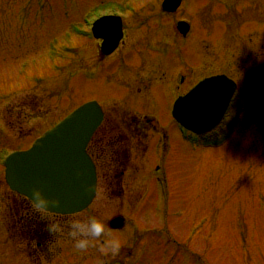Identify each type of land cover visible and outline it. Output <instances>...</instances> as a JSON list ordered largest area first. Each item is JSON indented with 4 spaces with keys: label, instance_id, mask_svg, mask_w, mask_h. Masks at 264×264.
<instances>
[{
    "label": "rangeland",
    "instance_id": "1",
    "mask_svg": "<svg viewBox=\"0 0 264 264\" xmlns=\"http://www.w3.org/2000/svg\"><path fill=\"white\" fill-rule=\"evenodd\" d=\"M63 1L0 0V158L29 146L85 100H99L107 117L124 116L122 97L119 91L108 94L107 82L134 72L150 86L145 65L151 61L158 64L162 84L170 82L172 97L203 76L222 72L239 83V90L213 131L218 139L225 138L216 149L181 138L170 117L172 97L160 94L158 122L166 132L173 126L169 145L158 156L162 181L152 177L158 131L151 130L145 151L137 158L135 154L139 169L124 176L125 186L101 181L86 209L50 213L52 226L59 228L51 227L48 238L31 240L15 222L12 214L28 204L8 186L0 161V264H264V0H184L174 14L164 13L161 0H68L70 18L64 15ZM96 10L121 14L126 29L122 46L104 59L99 40L75 35L68 24L83 15L94 18ZM238 16L243 23L236 38L221 36L226 29L220 23L231 27L240 22ZM180 19L192 23L194 31L188 41L171 45L180 46L191 67L182 68L174 53L173 67L162 76L165 69L157 59L164 62L165 49L155 59L154 52L140 47L163 39L169 44ZM251 29L258 31L252 37ZM181 75H186L184 84L179 83ZM29 203V210L42 213ZM158 205L165 222H160ZM118 214L126 217V225L112 230L109 220ZM89 216L101 219L106 231L119 238L117 252L101 243L103 237L93 239L86 250L75 248L70 222ZM154 228L163 231L158 234Z\"/></svg>",
    "mask_w": 264,
    "mask_h": 264
},
{
    "label": "water",
    "instance_id": "2",
    "mask_svg": "<svg viewBox=\"0 0 264 264\" xmlns=\"http://www.w3.org/2000/svg\"><path fill=\"white\" fill-rule=\"evenodd\" d=\"M177 5V0H166L165 2L166 8L175 9ZM113 18L105 16L103 21L109 22ZM117 25L120 29L121 22H117ZM119 29L118 34L113 36L116 40L113 39L111 34L98 33L106 38L103 43L104 52H111L116 47L117 41L122 35ZM221 79L224 78L217 77L206 80L199 85L197 93L201 94L204 90L213 94L214 87L207 84L212 80ZM217 89L223 88L218 87ZM231 93L227 97H225V94L218 96L219 98L215 99V101H218L215 106L214 103L210 102H213L211 99L210 101L199 99L197 100L199 103L194 101L197 110L193 115V119L181 115L182 120L193 128L200 130L215 126L224 114ZM190 98L191 96L189 98L185 97L178 103L180 110L183 107L184 100L187 101ZM205 105L209 106V112L206 114L200 112ZM218 105L220 106L217 107ZM212 107H216V109L212 110ZM99 110L100 107L95 103L83 105L45 139H42L33 150L12 155L7 170L9 183L14 188L31 195V197H33L34 189L43 190L50 199L59 201L58 204L50 203L47 207L58 211H75L86 206L94 195L96 175L94 164L85 151V145L100 121L102 112ZM69 148H73L72 153ZM58 152L60 156H58ZM61 172L68 176L67 182L69 184H74L71 190L66 191L61 187L66 181L61 180ZM52 176H56V178L52 179ZM111 224L121 226L123 222L120 218H115Z\"/></svg>",
    "mask_w": 264,
    "mask_h": 264
},
{
    "label": "clouds",
    "instance_id": "3",
    "mask_svg": "<svg viewBox=\"0 0 264 264\" xmlns=\"http://www.w3.org/2000/svg\"><path fill=\"white\" fill-rule=\"evenodd\" d=\"M33 197L37 204L42 207H47L50 203H59L58 200L53 201L50 199L43 190L36 188L33 191ZM53 230L59 228L58 224H54ZM69 236L74 242L75 248L79 250H86L93 239H99L103 237L101 241L107 249H110L114 253L117 252L121 246V241L117 237L111 236L106 231L105 223L96 217L89 216L87 218H74L70 222Z\"/></svg>",
    "mask_w": 264,
    "mask_h": 264
},
{
    "label": "flooded vegetation",
    "instance_id": "4",
    "mask_svg": "<svg viewBox=\"0 0 264 264\" xmlns=\"http://www.w3.org/2000/svg\"><path fill=\"white\" fill-rule=\"evenodd\" d=\"M139 91H141V88H139ZM128 93L130 94V89L128 90ZM145 95H148L147 90H145ZM139 101L144 104V101L142 99H140ZM137 105H140L139 102ZM143 120L139 119L138 117H133V120H130L131 122H129L128 126L132 128L134 126H137L138 130L135 133H130L127 137L121 138L122 141L127 142V146L123 148L120 156L118 155L115 146L109 147L110 153L108 152L107 157H104L102 162H100L98 159L99 153L92 152L99 168L100 178L105 179L108 182L111 181V183H113L114 176L123 175L126 171L127 162L123 161L128 159V154L124 157V151L129 148L135 149L138 152L142 151V147L137 144L144 136L148 134V131L152 128L151 125H153L151 119L147 118L146 115L143 117ZM109 127L114 128L115 124L110 123Z\"/></svg>",
    "mask_w": 264,
    "mask_h": 264
}]
</instances>
